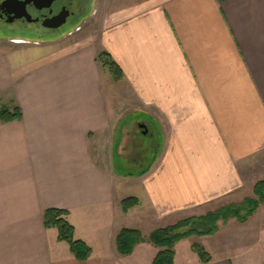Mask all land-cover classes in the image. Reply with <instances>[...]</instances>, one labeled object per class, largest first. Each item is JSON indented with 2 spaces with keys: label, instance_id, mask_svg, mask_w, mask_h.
<instances>
[{
  "label": "crops",
  "instance_id": "obj_1",
  "mask_svg": "<svg viewBox=\"0 0 264 264\" xmlns=\"http://www.w3.org/2000/svg\"><path fill=\"white\" fill-rule=\"evenodd\" d=\"M96 34L92 52L51 56L43 47L42 58L14 65L0 56V105L22 113L0 121V264H152L159 251L149 243L118 254L122 229L145 238L160 222L233 204L240 168L264 158V0H123L104 11ZM101 52L120 68L136 114L158 127L160 149L143 174L117 175L91 156L90 138L110 125ZM129 197L139 203L123 212ZM47 209L69 212L87 261L44 228ZM262 210L221 229L259 228ZM204 247L208 263L183 264H233Z\"/></svg>",
  "mask_w": 264,
  "mask_h": 264
},
{
  "label": "rangeland",
  "instance_id": "obj_2",
  "mask_svg": "<svg viewBox=\"0 0 264 264\" xmlns=\"http://www.w3.org/2000/svg\"><path fill=\"white\" fill-rule=\"evenodd\" d=\"M120 1L123 0H86L85 10L73 25L68 23L51 34L47 32L42 33L43 35H37L33 25L20 26L18 24L7 25L0 23V56L7 57L11 64L14 65V63L25 64L31 58H37V60L42 58L43 55L39 54H42L43 47H47L50 50V54H53L51 56L59 55L63 52L70 53L77 51V49L82 52H92L97 42L96 32L99 20L105 10H109L111 6ZM17 40L23 43H16ZM102 77L110 125L107 130L97 133L94 138H90L91 156L99 167L105 169L110 167L117 175H138L141 171L151 166L159 152L161 138L158 127L150 116L136 114L134 94L127 86L120 82H115L106 71H103ZM141 120H145L148 134H134L126 138L125 132L130 131L133 125L137 123L144 125ZM132 138H134L135 142L137 141L145 146V153L140 158L130 147L129 142L132 141ZM122 147L125 149L122 150ZM131 158L134 162L129 160ZM240 172L243 179V193H239L234 198L233 204L240 203L245 198L253 197V186L256 182L264 180V158L262 161L258 159L255 165L240 168ZM137 189L136 185H132L128 187L127 191L136 193ZM123 194L126 195V192ZM206 211L208 210H204V212ZM187 218L189 217L180 220ZM259 220H262L259 228L250 222V225H246L243 228L231 225L228 228L221 229L222 225L219 223L220 232L218 239L210 236L203 238L190 237L179 242L174 247L175 264H183L185 261L199 259L193 251L195 244L201 246L207 254H210V252L204 245H211L212 248L217 250L214 252L219 257L229 258L233 264L264 263V210L261 211ZM167 223L171 222H160L159 226L154 227H165ZM54 232L57 236L56 229ZM146 233H144L143 244L149 243L146 237L148 234ZM61 243V246L68 248L66 242ZM153 248L160 251L155 247Z\"/></svg>",
  "mask_w": 264,
  "mask_h": 264
},
{
  "label": "trees",
  "instance_id": "obj_3",
  "mask_svg": "<svg viewBox=\"0 0 264 264\" xmlns=\"http://www.w3.org/2000/svg\"><path fill=\"white\" fill-rule=\"evenodd\" d=\"M97 63L106 69L115 82L122 79L120 68L112 61L109 54L101 52L97 55ZM22 120V113L18 106L8 107L0 105V121L10 123ZM145 171H142V174ZM253 197L245 198L237 204H229L204 216L189 217L180 220L171 226L157 229L148 236V242L160 251L152 261V264H174V247L179 242L190 237H209L218 231V223L227 224L235 220L244 224L254 215L260 206L264 205V180L255 183L252 189ZM138 200L129 197L121 202L123 212H127L138 205ZM69 212L61 209H47L43 212V225L45 229H56L57 240L66 242L69 252L77 261H87L91 255V249L84 242L74 238V227L67 221ZM144 238L140 231L134 229H122L116 237L115 244L119 255L129 256L134 248L143 243ZM193 251L199 257L201 263H208L210 255L199 245L193 246Z\"/></svg>",
  "mask_w": 264,
  "mask_h": 264
},
{
  "label": "flooded vegetation",
  "instance_id": "obj_4",
  "mask_svg": "<svg viewBox=\"0 0 264 264\" xmlns=\"http://www.w3.org/2000/svg\"><path fill=\"white\" fill-rule=\"evenodd\" d=\"M3 1H5V0H0V4ZM85 4H86V0H55L50 5L49 8H44V7L40 8L39 7L40 8L39 9L36 5H34L33 3H30L26 6V11L31 16V18L33 20H36V21L32 22V23H28L24 19H21V20H16L9 25H13V24H18L20 26L33 25V26H35V30H36L37 35H39V34L43 35L42 33H47V32L49 34H51V33H54L55 31L60 30L63 26L67 25L68 23L73 25L78 20L79 16L85 10ZM0 14H3V13L0 11ZM59 14H67L65 24L63 26H61L58 29L46 28L43 26V22L46 19L56 17ZM0 23L6 24L5 17H3V16L0 17ZM37 30H40L41 32L37 31ZM38 32H40V33H38ZM134 134H136V135H147L148 130H147L145 125L137 123L136 125L132 126L130 131L125 132L126 138L129 137L130 135L133 136ZM129 143H130V147L132 148V151L137 156H139V158H140V156L144 155L145 146L139 144L137 141L135 142L134 138H132V141ZM123 149H125V148L122 147V150ZM129 160L134 162V160L132 158Z\"/></svg>",
  "mask_w": 264,
  "mask_h": 264
},
{
  "label": "water",
  "instance_id": "obj_5",
  "mask_svg": "<svg viewBox=\"0 0 264 264\" xmlns=\"http://www.w3.org/2000/svg\"><path fill=\"white\" fill-rule=\"evenodd\" d=\"M55 0H5L0 4V17H5L6 24H11L16 20L24 19L28 23L35 22L26 11V6L33 3L38 8H49ZM39 8V9H40ZM67 14H59L56 17L46 19L43 26L51 29H58L65 24Z\"/></svg>",
  "mask_w": 264,
  "mask_h": 264
}]
</instances>
